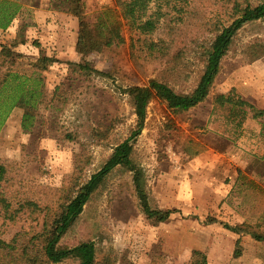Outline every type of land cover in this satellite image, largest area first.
I'll return each instance as SVG.
<instances>
[{"label": "rangeland", "instance_id": "374dc122", "mask_svg": "<svg viewBox=\"0 0 264 264\" xmlns=\"http://www.w3.org/2000/svg\"><path fill=\"white\" fill-rule=\"evenodd\" d=\"M11 1L19 9L0 28V59L7 48L10 62L1 66L0 61V76L10 67L26 77L28 87L36 88L34 80L41 79V96L33 102L31 130L22 127L24 108L18 106L0 124V162L7 168L0 190L14 212L10 218L0 204V238L7 241L39 231L42 209L56 205L70 177L86 182L132 135L137 116L127 88L152 79L181 92L197 86L216 37L210 26L218 10L212 0H195L176 30L161 28L157 37L169 48L162 58L133 49L128 27L123 28L126 42L83 55L76 51L79 20L65 0H0V5ZM83 2L91 25L104 7L119 9L117 0ZM235 35L207 99L187 111L152 100L141 133L131 141L151 207L176 212L164 222L149 219L140 207L133 171L118 166L63 235L62 246L93 240L97 264H193L194 251L204 253L208 264H264V241L224 225L247 223L264 232V123L252 119L250 108L243 116L215 101L232 88L244 98L248 91L257 106L264 101V80L256 88L251 83L254 77L264 79V18ZM41 55L57 61L39 70L35 63ZM82 63L91 64V77L81 74ZM15 84L1 91L0 111ZM238 239L240 256L235 255ZM30 254L22 264L78 263L71 257L49 262L38 247Z\"/></svg>", "mask_w": 264, "mask_h": 264}, {"label": "trees", "instance_id": "16d2710c", "mask_svg": "<svg viewBox=\"0 0 264 264\" xmlns=\"http://www.w3.org/2000/svg\"><path fill=\"white\" fill-rule=\"evenodd\" d=\"M212 1L218 9L215 13L217 20L210 26L216 37L208 51L207 62L197 86L191 92H181L165 81L152 79L147 85L127 88L126 92L133 97L137 116V128L132 135L115 147L104 165L86 182H81L79 176L70 177L68 183L61 187L56 205L42 209L44 217L39 231L32 234L27 231L18 233L10 241L0 238V264H22L30 259V253L35 247L40 249L43 258L52 263H59L71 257L78 261L77 264H97L96 245L93 240L82 241L71 247L62 246L60 241L81 215L92 195L118 166H124L133 171V181L140 207L149 219L155 223L164 222L176 212L172 208L164 210L151 207L142 172L132 159L134 147L131 141L141 133L147 118L148 106L152 100L164 101L167 107L174 111H187L205 101L211 94L216 77L221 71L223 58L232 49L235 34L247 23L264 18V0ZM65 2L67 11L79 20L76 51L80 54L87 55L92 51L126 42L123 28L128 27L131 32L130 45L133 49L139 47L149 56L160 58L168 55L169 48L164 39L157 37L159 30L166 27V30L173 32L188 16L191 9L193 10V6L197 5L195 0H117L119 9L104 7L95 23L91 25L86 19L83 0H65ZM4 5H0V28L7 27L19 9V4L14 1ZM20 41L24 42L23 39ZM1 53L3 56L0 59L1 66L10 63L6 58L7 48H3ZM254 57V60L257 59V56ZM56 61L54 57L41 55L35 65L39 70H47ZM80 69L81 74L88 78L94 71L89 63L80 64ZM39 81L41 82V79L34 80L36 88L28 87L25 76L13 72L10 67L3 72L0 76V95L1 91L11 85V82L16 84L13 93L7 96V100L1 106L0 124L11 109L18 106L24 108L22 127L26 130L32 129L36 116V106L33 102L38 100L39 95L41 96V90L38 88ZM215 101L221 106L228 104L231 108L241 111L243 116L247 115L244 108H250L253 111L252 118L264 123V109L245 99L235 88L229 90L228 94L217 95ZM6 174V166L0 162V184L7 179ZM4 195V192L0 190V204L3 205L6 215L13 218L11 202ZM28 205L38 207L35 202H29ZM224 225L237 234H250L254 239L264 241V232L252 230L247 223ZM237 244L238 249L235 255L240 256V239ZM192 263L208 264L207 256L200 251H194Z\"/></svg>", "mask_w": 264, "mask_h": 264}, {"label": "crops", "instance_id": "0c3cea01", "mask_svg": "<svg viewBox=\"0 0 264 264\" xmlns=\"http://www.w3.org/2000/svg\"><path fill=\"white\" fill-rule=\"evenodd\" d=\"M259 77H261V76H259ZM259 77H258V78H255V77L253 78V75H252V78H253L255 81L252 80L251 83H255V82H256V83L254 84V86H253V87H255V88L259 85V83H260V84H263L262 82H263L264 79H260ZM261 78H262V77H261ZM248 80H250V79H248ZM263 86H264V85H263ZM251 90H254V88H252ZM248 95H250V94H249V92L247 91V95H246L247 98H245V99H247V100L250 99V98L248 97ZM255 103H256V102H255ZM259 103H261V104H258V106H257V105H256V106L259 107V108L264 109V101L262 102V100H261V101H259ZM256 104H257V103H256ZM252 119H253V118H252ZM254 120H255V119H254Z\"/></svg>", "mask_w": 264, "mask_h": 264}]
</instances>
